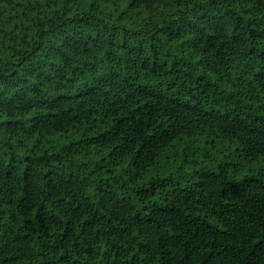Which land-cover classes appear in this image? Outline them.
<instances>
[{"label": "trees", "instance_id": "1", "mask_svg": "<svg viewBox=\"0 0 264 264\" xmlns=\"http://www.w3.org/2000/svg\"><path fill=\"white\" fill-rule=\"evenodd\" d=\"M0 264H264V0H0Z\"/></svg>", "mask_w": 264, "mask_h": 264}]
</instances>
